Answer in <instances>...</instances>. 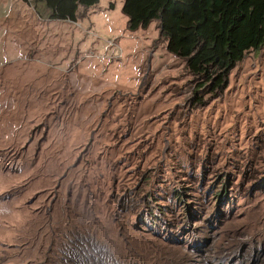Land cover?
Returning a JSON list of instances; mask_svg holds the SVG:
<instances>
[{
	"label": "rangeland",
	"instance_id": "obj_1",
	"mask_svg": "<svg viewBox=\"0 0 264 264\" xmlns=\"http://www.w3.org/2000/svg\"><path fill=\"white\" fill-rule=\"evenodd\" d=\"M123 2L0 0V264H264V45L190 103Z\"/></svg>",
	"mask_w": 264,
	"mask_h": 264
},
{
	"label": "trees",
	"instance_id": "obj_2",
	"mask_svg": "<svg viewBox=\"0 0 264 264\" xmlns=\"http://www.w3.org/2000/svg\"><path fill=\"white\" fill-rule=\"evenodd\" d=\"M98 1L33 0V5L48 19L76 20L78 5L87 9ZM122 11L131 30L158 22L168 51L185 60L197 87L205 89V96L191 99L194 104L222 91L245 52L264 45V0H124ZM226 192L225 185L218 190L221 203Z\"/></svg>",
	"mask_w": 264,
	"mask_h": 264
}]
</instances>
